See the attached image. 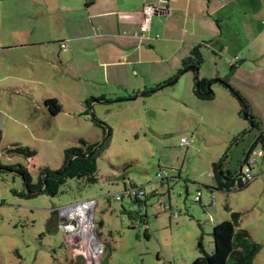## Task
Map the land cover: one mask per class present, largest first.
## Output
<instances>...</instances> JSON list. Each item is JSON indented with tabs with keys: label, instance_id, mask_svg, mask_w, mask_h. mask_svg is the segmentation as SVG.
<instances>
[{
	"label": "rangeland",
	"instance_id": "1",
	"mask_svg": "<svg viewBox=\"0 0 264 264\" xmlns=\"http://www.w3.org/2000/svg\"><path fill=\"white\" fill-rule=\"evenodd\" d=\"M11 2L0 1V45L12 40L11 31L26 25L22 16L10 17ZM18 53V48L0 50V77L10 76L0 83L2 164L9 163L5 150L11 145L34 150V157L14 155L11 163H21L35 181L44 167L59 170L64 149L77 145L79 138L90 143L97 134L102 135L103 128L93 123V117L111 128V136L97 158L96 182L88 185L68 179L55 197L36 194L23 199L12 195L11 189H23L22 176L0 172V264H86V258L77 251L80 244L77 237L62 231L59 223L64 219H59L54 211L90 198L96 202L92 212L94 223L98 225L102 220L104 225L100 231L96 226L102 243L98 264H191L202 255L200 243L205 253L213 251V227L208 215L224 211L225 205L242 213L240 226L261 245L254 262L264 264V141L256 145L262 153L252 169L256 178L246 187L228 193L214 190L213 204H210L211 192L206 188L214 182L210 175L213 164L226 154L224 168L234 174L259 134L239 114L238 99L229 89L213 82L210 89L214 99H200L193 93L194 74L189 70L174 84L136 102L93 103L92 100L88 106L85 104V111L89 108L87 116L80 107L83 100H77L80 86L60 84L55 76H50L52 69L47 65L35 66L34 72L39 73L43 82L37 86L31 84V94L21 96L23 93L14 86L8 87L15 83L12 77L28 69L32 71L30 66L16 64ZM217 69L223 79L231 82V87L249 94L240 72L230 70L223 57L211 59L203 55L198 78L215 79ZM50 97L62 100V112L55 115L48 112L44 100ZM252 104L255 110H260L264 128V102L258 106ZM182 137L191 141L189 148L180 145ZM160 172L166 173L163 180L157 177ZM130 182L145 190L149 237L144 236L142 223L136 217L137 202L132 197H123V206L132 208L133 213L120 214L121 202L115 200L117 192ZM153 190L158 196L163 194L165 205L170 200L173 212L178 213L176 216L169 217L167 210L158 217L162 206L153 208L149 202ZM198 190L202 193V205L194 200ZM143 200L144 197L140 199ZM131 221L135 226L130 225ZM158 222L163 227H158Z\"/></svg>",
	"mask_w": 264,
	"mask_h": 264
},
{
	"label": "crops",
	"instance_id": "2",
	"mask_svg": "<svg viewBox=\"0 0 264 264\" xmlns=\"http://www.w3.org/2000/svg\"><path fill=\"white\" fill-rule=\"evenodd\" d=\"M10 1L12 14L7 15L22 16L27 26L23 25L11 31L12 40L0 45V50L4 52L18 48L19 57L18 62L15 61L16 64L32 67V71L28 69V72L12 77L15 83L8 85L10 88L14 86L17 92H22L21 96L33 92V89L29 88L32 87L31 84H42L43 79L41 80L39 73L34 72L35 66L42 64L52 69L50 76H55L60 84L74 83L80 86V96L77 100H83L80 104L83 112L85 100L89 98L102 97L109 101L108 103L136 102L138 98L156 92L157 90H151L160 87L170 78L173 79L182 68L183 60L190 55V51L200 45L202 55L211 59L223 57L230 70L234 73L240 72L242 83L247 86L249 94L239 89L238 91L247 99L251 114L260 121L261 130L264 131L261 112L252 107V102L256 106L264 102V0ZM145 5L154 6L156 12L151 16L149 31L145 33L144 38L139 39L134 33L140 31L142 7ZM62 44H66V49L60 47ZM245 63L252 65H243ZM19 69L21 71L23 67ZM215 76L223 78L220 69L216 70ZM9 77L8 74L2 75L0 83ZM227 81L230 85L231 82ZM132 95L137 97L123 99ZM53 98L63 110L62 100L50 97ZM30 101L32 104L36 103L35 100ZM102 137L103 133L97 134L95 141H100ZM246 153L241 165L244 164ZM13 156H7L9 163H4L6 166L14 164L11 163ZM261 156L260 151L258 157ZM224 167L225 162L223 170L231 172L229 168ZM214 182L211 186H214ZM127 186L125 183L123 191ZM198 191L202 205V193ZM210 192V204H213L216 196L214 190ZM162 195L158 196L153 190L149 202L153 208L162 206L157 212L158 217L163 216L167 210L169 217H173L170 200L165 205ZM117 201L121 202L120 214L133 212L130 210L132 208L123 206L122 199ZM143 201L142 210L147 220L145 225L142 224V228L149 237L147 198ZM228 215L229 212L225 209L217 210L215 215H208L211 217L208 220H211V226L214 227L226 220ZM131 222L130 225L135 226L134 222ZM159 223L158 227H163L164 224ZM59 225L62 231L65 230L63 222ZM97 226L100 231L104 225ZM108 235L111 236V233Z\"/></svg>",
	"mask_w": 264,
	"mask_h": 264
},
{
	"label": "trees",
	"instance_id": "3",
	"mask_svg": "<svg viewBox=\"0 0 264 264\" xmlns=\"http://www.w3.org/2000/svg\"><path fill=\"white\" fill-rule=\"evenodd\" d=\"M200 48L201 46L199 45L190 51V55L183 60V66L178 71V73L189 64L195 65L197 68L202 65L203 55L200 51ZM170 80H172V78H170L167 82ZM199 80L200 82L198 91L195 89V87H193V93L198 98L206 101L212 100L214 98L213 91L211 90L210 93L206 94L204 86L208 82H211V84L213 82H219L221 86L229 89L230 92L238 99L237 101L239 102L240 106L239 114L241 115L242 111L245 109L251 116L255 130L259 131V134L263 132L261 130L260 121L257 120L249 110L247 99L241 93H239L238 90L231 87L226 79L216 77L215 79L202 78ZM99 99L103 98L101 97ZM92 100L94 99H86L85 104L88 106ZM44 105L49 110L51 115L58 114L62 110L61 106L54 98L44 100ZM88 109L89 108L83 112L84 115L88 116ZM92 121L94 124L103 128V136L105 131L108 130V137L104 140V142L94 150V148L99 144V141L89 143V141L79 138L77 140V145L64 149L62 166L59 170L55 171L44 167L39 170L38 177L35 181L32 180L31 174L21 163L6 166L0 162V172H11L22 176L23 189H11L12 195L19 196L23 199L35 196L36 194L29 193L25 189L26 185V187H28V189L31 191H36L43 187V190L37 194H46L48 196L55 197L60 193L61 187L68 179L81 181L82 183L88 185L95 183L96 179H98L96 166L97 158L100 156L101 151L106 149L108 146V141L111 136V128L106 123L97 119L92 118ZM1 141L2 132L0 131V143ZM263 141L264 134L258 135L249 150H251L253 147H256L258 143H262ZM5 152L6 155H22L25 158H32L36 155L34 150L17 144L8 147ZM246 154H248V152ZM225 157L226 155L224 154L222 158L213 164L211 175L215 181L214 186H207L206 188L209 190L230 191L231 189H236V191H239L246 187L249 182H241L238 178L239 175L236 176L237 172L232 174L229 171L223 170ZM195 198L194 200L200 204V197L199 199ZM133 199L139 206V211L136 213V217L142 224L145 225L147 219L144 211H142V207L144 208V201H140V199L137 198ZM224 209L229 212L228 218L220 223H217L211 232L212 242L214 245L213 251L210 254L205 253L202 250V244L200 243V251L202 255L196 257L191 264H256L254 262V258L259 250H261V245L252 240L247 229H244L240 226L242 216L241 212H236L227 205L224 206ZM132 213L133 212H129L127 214ZM99 225H103L102 220L99 222ZM144 236L148 237L145 231ZM167 264L173 263L169 262Z\"/></svg>",
	"mask_w": 264,
	"mask_h": 264
},
{
	"label": "built area",
	"instance_id": "4",
	"mask_svg": "<svg viewBox=\"0 0 264 264\" xmlns=\"http://www.w3.org/2000/svg\"><path fill=\"white\" fill-rule=\"evenodd\" d=\"M156 12V8L152 5H145L142 7V21L140 31L134 33L136 38H144L145 33L149 31L151 16ZM62 49H66V44L60 45ZM191 141L182 137L180 139V145L182 147H190ZM260 155V149L253 147L248 151L243 166L239 174V180L241 182H250L254 179L252 175V167L256 164V158ZM166 173L160 172L157 177L160 180L164 179ZM146 193L143 188H137L132 183H128L127 188L123 192H120L115 196L116 200H121L123 197L141 199L145 197ZM200 192L197 193L195 199H199ZM214 199V198H213ZM212 199V201H213ZM94 199H84L77 201L73 204H68L56 209L54 212L57 213L59 219H64L63 229L68 231L71 237H77L80 242L77 247V251L83 254L86 258V264H98L100 255L102 252V243H100L97 233L96 226L92 219V212L95 208ZM143 208V207H142ZM143 211V210H142ZM178 213H172V216H176Z\"/></svg>",
	"mask_w": 264,
	"mask_h": 264
},
{
	"label": "water",
	"instance_id": "5",
	"mask_svg": "<svg viewBox=\"0 0 264 264\" xmlns=\"http://www.w3.org/2000/svg\"><path fill=\"white\" fill-rule=\"evenodd\" d=\"M189 70L194 74V80H195L194 87H195V89L198 91L199 82H200V80H199V78H198V68L195 67V65H191V64H189L188 66H186V67H185L181 72H179V73H178V74H177L172 80H170L169 82L164 83V84L161 85L160 87L155 88V89H153V90H151V91H155V90L158 91V90H160V89H162V88H164V87H166V86H169V85H171V84H174L175 82H177V80H178V78H179V76H180L181 74H183L184 72L189 71ZM210 86H211V82H208V83L205 84V87H206L205 93H206V94L210 93V91H211ZM151 91H150V92H151ZM135 97H137V95H134L133 97L127 98L126 100L133 99V98H135ZM105 102L108 103L109 101H107V100H105V99H94V100H93V103H105ZM90 110H91L92 113H94V112H93V106H92V107L90 106ZM92 113H91V115H92V117H93V114H92ZM241 115H242V118L246 119V120L249 122L250 129L255 128V127H254V124H253V122H252V119H251L250 114H249L245 109L242 111V114H241ZM93 118H94V117H93ZM94 119H95V118H94ZM107 131H108V130L105 131L104 136H103L102 139L99 141V144L94 148V150L97 149L98 146H100V145L104 142V140L108 137V133H107ZM260 134H264V131H263L262 133H260ZM260 134H258V135H260ZM246 156H247V154H246ZM245 158H246V157H245ZM241 166H243V164H242ZM241 166L239 167L236 176L240 174ZM25 189H26L29 193L37 194V193H40V192L43 190V187L39 188V190L31 191V190L28 189V187H26V185H25Z\"/></svg>",
	"mask_w": 264,
	"mask_h": 264
},
{
	"label": "flooded vegetation",
	"instance_id": "6",
	"mask_svg": "<svg viewBox=\"0 0 264 264\" xmlns=\"http://www.w3.org/2000/svg\"><path fill=\"white\" fill-rule=\"evenodd\" d=\"M204 90H206V87L204 86Z\"/></svg>",
	"mask_w": 264,
	"mask_h": 264
}]
</instances>
